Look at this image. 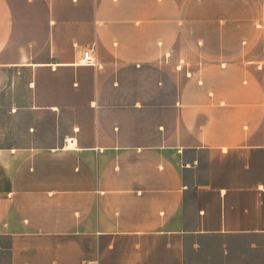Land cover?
<instances>
[{"label":"crops","instance_id":"crops-1","mask_svg":"<svg viewBox=\"0 0 264 264\" xmlns=\"http://www.w3.org/2000/svg\"><path fill=\"white\" fill-rule=\"evenodd\" d=\"M0 73L4 264H264V0H0Z\"/></svg>","mask_w":264,"mask_h":264},{"label":"rangeland","instance_id":"rangeland-1","mask_svg":"<svg viewBox=\"0 0 264 264\" xmlns=\"http://www.w3.org/2000/svg\"><path fill=\"white\" fill-rule=\"evenodd\" d=\"M27 80V75L18 78L16 75L0 73V127L2 124L5 125L3 135L10 131L11 114L8 111L12 106L23 104L26 100ZM13 81H16L17 88L12 90L10 87ZM14 93L19 95L18 98L16 95L12 97ZM15 122L19 134H25L29 124L28 115L21 113L15 117ZM9 134L11 133L9 132ZM249 243V240L244 239L200 236L195 238L194 245H189L187 248L186 264H228V262L235 264L245 258L244 251ZM248 258L250 261L254 259L251 255ZM0 264H4V256H0Z\"/></svg>","mask_w":264,"mask_h":264},{"label":"built area","instance_id":"built-area-1","mask_svg":"<svg viewBox=\"0 0 264 264\" xmlns=\"http://www.w3.org/2000/svg\"><path fill=\"white\" fill-rule=\"evenodd\" d=\"M93 47L87 48L83 51L81 58L79 60L80 65H91V66H96L98 65L96 57L93 53ZM87 264H95L93 262L87 263Z\"/></svg>","mask_w":264,"mask_h":264}]
</instances>
